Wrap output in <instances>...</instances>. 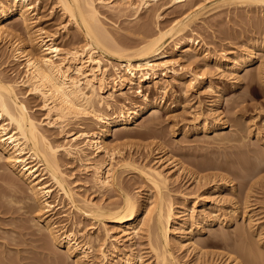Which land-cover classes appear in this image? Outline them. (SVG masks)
<instances>
[{"label": "bare ground", "instance_id": "6f19581e", "mask_svg": "<svg viewBox=\"0 0 264 264\" xmlns=\"http://www.w3.org/2000/svg\"><path fill=\"white\" fill-rule=\"evenodd\" d=\"M38 1L40 2L41 0H36L37 3H39ZM158 1L159 0H55L56 7L59 8L62 14L68 18L69 25L76 28L75 31H78V34L80 33L85 41V43L82 44L83 46H80L78 45V37L76 34H69L67 41L69 42L68 45L70 46H67L68 48H63L61 46L62 43L60 44V42H57L59 38L57 36V32L49 34L48 32L44 31L43 28L37 25V19L39 15L38 12L40 8L39 4L32 0H0V43L1 41L8 39V44H10L9 48L11 49L12 54V61L15 62L18 67L23 66V71L21 74L22 77H19V81L14 79L9 80L8 77L3 75V72H0V163L4 162V167L0 166V214H11V216H13L12 214L15 212L23 211L24 213L28 212L32 215L36 212L38 207L40 213H35L33 217L31 216L32 218L30 217V220H32L31 223L34 224L33 229H31L32 232H30L31 230L29 228V224L27 229L30 231H26L27 233L21 232L24 229L21 231L19 230L20 232H17L11 228L12 230L8 231L13 233V235H19L18 237L20 239H17V242L18 240H21V238L26 239L27 237L24 238L25 236H33V239H30L31 244L33 241L34 243L41 242L40 244H42V246L39 243H37L39 246L36 245L35 247V244L34 246H31L35 248L40 246L42 247L39 248V251L41 249L40 252L37 249V251H35L37 256L40 255V257L47 261L45 262L47 264H89L92 262L90 260L91 255L95 256L92 258H98L100 256L102 258L103 264H112V262L116 258H119V256H121L123 259L122 264H146L147 261V264H182L183 262L180 263L181 261H178L182 258V256L179 259L174 257L175 254L173 255L172 253L174 249L171 246L175 245L176 248L179 247L180 249H183L182 247L186 245H183V242L181 241L182 236L177 233L180 230H183L181 234L186 232L184 231L185 229L182 228L188 223L187 219L189 218H192L193 221L195 219L197 231H199L202 225H207L209 227L211 225L217 224L222 225V230L220 229L214 232L208 231L210 233L209 237H207V240H209L210 243L206 245V240V243L202 246H214L213 248L221 247V249H225L226 254L221 255L220 253L221 264H264V252H262L264 250H262L260 247H257L258 241L256 242V240H254L258 251L257 248H250L252 245L255 246V244H252V239L250 242V239L248 238V235L251 234L250 228L252 229L251 223H253V221L251 220L252 216L250 217V213H247L246 210L249 209L250 206L256 204H252V201L249 200L250 197L248 194H246L247 192L245 195L248 197L244 195L245 189H248L247 191H251V188L248 186L250 182L247 179L245 180L248 182L244 180V182H242L243 185L240 186L242 188L239 187L243 190L242 194L244 197L240 195L236 196L237 199L234 200L235 202L229 205L231 207L227 208V210H230L229 212L227 211L228 213L225 211V214L220 212L221 208L217 207V209H219L217 212L223 214L212 216V214L215 212L213 209L216 206H213L212 208L210 206L212 211H209L207 214L208 209L205 210L206 215H204L205 213L203 214L200 212L197 216H202V219L200 221L198 220L197 222L196 219L198 218H195L194 216L196 211L194 209L195 207L191 209L189 208V212L192 211V214L190 212L192 217L190 216L188 218L186 216L187 219H185L184 215H182L184 211L179 210L177 212L176 210L175 212L176 208L182 209L181 204H184L186 199H184L180 205L178 204L177 207L174 206V203H172L170 200V192L167 190L168 188L165 187V185L169 183L168 176L166 177V175L161 170L155 169L153 167L147 168V166L150 165L149 163H147L148 165L146 166L143 165V163H137V161L139 162L140 159L137 161L133 160L132 156L134 155L124 156L120 149L121 145H108V139H110L115 134V132L118 131L117 129L120 128L126 131L129 125L136 124L146 113H152L151 116L153 123L160 121V117L158 118L156 114L161 108L160 102L153 99L152 96L148 94L149 87L145 88V91L142 90L143 86L149 83L152 77L154 79L166 77L167 73L169 72L175 82H177V80L183 81L182 86L186 87L188 91L189 88L192 89L191 87H193L192 82L197 83L196 86L198 87L203 85V87L209 91H215L213 85L206 82V79L208 78V76L206 78V73L209 75L211 74L210 71L207 72L205 70L206 73L202 72L200 74L196 73L197 71L195 69V73L190 72V77H192V79L185 80L183 76L178 73L179 70L176 71L173 67L169 68L163 59L167 57L171 50L174 54H182V49H185L183 51L185 54L184 59L188 60L189 62L193 60V63L197 61L198 57L203 55V62L205 63L204 67L206 68L207 66H210V64H213L218 69H229L228 67L234 64L233 66L235 69L233 72H239L241 70L247 69L248 67L252 66L254 62L259 60L258 55H260L259 51H261V46L259 45L260 43H256L252 46V49L247 50L246 52L244 51L245 54L240 56V58L238 57L239 59L237 58V61L235 62V56H217L207 52V50H202L199 52V50L195 49L194 46H199L200 41L194 39L192 35L197 30L195 25L197 24V21H200V17L209 13V10L211 12L212 8L216 10L223 6H242L247 8L251 13L257 14L258 12L260 15L259 17H261L264 22V16L262 15L264 13V0H215L205 4L202 2L206 0H199L201 4L198 2V5H193V0H189L188 2L190 3L187 2L189 5H185V7L175 11L176 19L170 23L171 26L170 28L168 27L169 29L167 30H162L164 28L162 27L161 29H158V31L155 30V32H157L154 33L146 24L136 25L135 29L130 31L132 35L137 37L135 38L137 40L133 42H129V40L128 42L124 41L113 35L102 23L103 20L101 21L100 18L101 12L97 6L100 4V6L109 11V13H119L120 16L116 14L117 17L119 16V18L122 17V13L125 14V12H132V16L138 18L140 16L139 13L142 12L143 9H145V12H147L152 6L151 4ZM185 1L186 0H168L167 4L169 7H175L181 5ZM184 4L181 6H184ZM163 5L165 4L163 3ZM161 8H152V11L153 13L155 12L154 10L158 12ZM155 15L159 20L160 15L157 13H155ZM13 19L16 22L12 23L13 25L10 27L9 23ZM166 24L167 23H165V25ZM249 24H251V22ZM156 26L153 27L156 28ZM65 27L66 26L63 28L65 29ZM256 31H258L259 34L262 33V31L264 32L263 25L257 28ZM190 33L192 34L190 35ZM196 36L197 35H195V37ZM173 41L175 42V45L174 47L170 48L169 45L171 42L173 43ZM261 42L263 44L262 40ZM228 53L235 55V52L233 51ZM110 59L112 61H117L118 64H113ZM195 59L196 61L194 62ZM105 61L107 64H105ZM3 64L4 62L1 63L0 61V67ZM158 69H161L160 72H158ZM181 69V71H183V68ZM263 70V68H260L257 69L255 73L248 72V74L244 76V79H247L246 88L248 90L252 91L255 89L257 81L262 79V73H264ZM135 85L138 86L139 96L143 98L142 105H136L126 93L127 87L128 92H130V90L133 89V86ZM115 87L118 88V90ZM166 89L167 85H156V90L163 92V94L166 93ZM108 90L112 92L109 91L110 93H108L107 97H104L103 94L107 93ZM115 91L118 92V98L116 100H114L113 96V92L115 93ZM180 91L182 92V89ZM29 96L35 97V99L37 98V100H39L41 103L40 105L38 104L40 107L37 106V108L39 107V110L43 111L45 114L43 117L47 122L44 121L46 122L44 126H47L49 129H57L61 132V134H63L64 137L70 138L67 144H54L55 141L53 142L50 139L51 136L46 134L42 126V123H44L43 120L40 122L34 117L33 114H31L32 112L30 113L31 107L33 110L35 106L30 107L32 104L28 105L27 100H25ZM221 100L222 97H220L219 102H221ZM240 105H242V101ZM233 107H235V105ZM236 107L234 109H236ZM239 107L241 108V106ZM107 111H112V118H110L111 114L109 116ZM232 118L230 119L231 122L233 121L232 126L238 125L236 124V119L232 120ZM86 121L91 123H86ZM216 121L217 120L214 121L212 126H210L211 123L202 122V124H204L203 128L206 129V134L211 129H213L214 132H221L219 131L221 126L220 124H216ZM153 123H149V125ZM75 124L80 127V130L77 133H73V131L70 129L71 126ZM226 124L227 123L225 122V125L221 129L227 128L225 127ZM93 125L97 127V131H95L96 129L92 127ZM126 133L127 132L121 133V136L125 135ZM222 135L221 133L215 134L213 138L217 136V139L219 138L220 140L224 142L226 141L227 143L231 142V136V138H228L227 136L226 138ZM240 137H235L234 140H236V138L238 140ZM220 140L218 143H220ZM61 152H63L64 157H69V159L80 163V165L91 174L89 181H86V183H91L89 185L90 187L88 186L89 189L86 188L87 186H81L78 189L84 188V194L88 192L87 190H92V194L94 195L96 193L105 195V193L109 192L110 190H116L119 194V201L121 198V202H117L116 200L113 201L115 203L110 202V204L105 203V205H100L101 202L97 203L91 200V198H85L86 195L80 196L76 191L77 187L73 188L72 186L73 184L75 185L76 182H70L68 180L70 176L63 172L65 170H62V159H60L59 156ZM100 155L103 156L100 158ZM98 157L100 159H98ZM117 157L119 160H117ZM212 163L214 165L212 164L206 167H204L205 164L203 165L202 163L199 165V168L197 165H194L198 168H196L198 172H193V174L196 175L194 179L195 181H198L197 183H200V180L203 181V179L205 181L209 180L210 183L212 181H217L215 187L217 188L218 183L224 181V184L221 183V185H219L221 186V189L224 186L227 189H232L231 191H233L234 186L227 185L232 182L231 178L235 179L239 178L240 176V178L243 177L251 179V177H254L255 175V173L253 175L254 171H248L250 170L248 166H251L248 163L245 166V170L238 166L239 169H242L239 171L237 169L234 170V168L233 170H230L228 166L229 173L227 170L226 171L228 176L230 175L231 177L228 178L227 175H221L219 168L222 166L219 165L217 167L218 164L216 165L214 162ZM206 170H218L220 174H218V171H216L217 173L215 174L208 176L205 175L203 177L201 175L200 177L199 171L202 172ZM251 170L253 169L251 168ZM125 173L140 175L143 179H145L144 181H147L148 184L150 183V187L148 186L150 190H147H149V192L154 190L155 194H153L155 197L152 195L151 200L153 202H151V204L149 203V201H151L149 197H146L145 200H147L146 203H149L147 205L148 207L149 205H152L151 208L149 207L148 209L147 207H144L145 203L140 204L136 200V196H139L141 191L137 190L138 192L136 191L135 194H133L131 190L132 187L130 188V186H127L128 183H124L123 174ZM227 179L229 180L227 181ZM172 183H175V181ZM204 183L201 182L200 184ZM255 183H253V185H255ZM259 183V187H264V181ZM23 186H26L27 190H25ZM143 186L144 185H142V187ZM199 187L204 186L202 185ZM133 190H136V187ZM165 190L167 194L164 193ZM55 191H57L59 195H62L63 201L65 200L69 204L70 208L73 210V216H79L80 218L87 221L92 220L95 222L97 220L102 221L103 223V221L105 222L106 220L109 221V223L117 224L119 226L117 228H121L120 234L122 239L124 238L123 240L134 241V239L144 236L147 239V244L146 246L144 244L145 248L143 249H145V251H142L143 254H146L145 257H147V261L143 260L145 258L143 255H135V253H133L135 249L133 247L134 245L132 246L129 244L130 246L128 248L126 247L127 250H122L123 252H119V247L121 246L120 241L122 240L120 238V240H117V243H111V248L106 250V240H108L106 238L107 235H109V230H106V234L104 235L106 237L103 238L100 237L99 232H94L84 236V231L87 227H82V221H78L79 223L77 222L78 225L76 224V228L74 222H72L74 229H71L70 232L64 230L66 227L60 226V222L54 218L58 216V213L57 215L53 214L56 206L53 205L55 200L54 202H50L51 200L49 201ZM236 193L232 195L233 199L235 198L234 196L239 192L237 194ZM197 199L200 200L197 201L195 205L198 203L202 205L207 203V199L202 195ZM256 203L258 202L256 201ZM208 205L209 204H206V206ZM202 210H204V208ZM61 213L59 212V214ZM238 215H241L240 219L242 218L243 221L247 220V225L251 224L248 227L246 226L247 229H240L239 226L236 228H239L240 230H235V227L232 228V223L235 221L237 222L236 216L238 217ZM16 219L14 220L13 217L14 221H17ZM96 223L99 224V222ZM11 224L12 223H10V225ZM13 225H15V222ZM243 226H245V224ZM34 227H36L37 230H35ZM17 228H20V226L18 225ZM231 229H234V231ZM103 230L104 229H102V231ZM2 231L7 233V230ZM3 232H0V237L8 236L7 238H11V233H8L10 235L9 236L8 234L5 235ZM193 233L194 232H192V235ZM258 233L259 232H257V234ZM34 236L36 238H34ZM259 236L255 237L258 238ZM5 238L6 237L2 239L6 240ZM2 239L0 238V240ZM26 240L27 242L30 241L28 239ZM23 241H20L19 243L25 244L26 241H24V243ZM44 241L45 243L43 244L42 242ZM4 242L2 243L4 245H2L3 247L0 245L2 248V250L0 249V264H35L33 261H36L34 260L37 257H35L36 254L34 256L31 255L34 258L32 260L31 256L28 257V255L23 254L22 251L24 249L22 248V250L19 249L16 251L17 257L15 256L16 258H14L16 260H12L11 258H13V253L11 254V252L14 250L10 248L12 246L11 243H15V245L19 246L20 244L16 242L15 238H12L10 242L6 241L7 243L5 242V244ZM172 242L173 244H176L172 245ZM249 242L252 245H250ZM195 243H193V246L195 245L196 247ZM247 243H249L250 247H248L250 249L247 247ZM253 249H256V252ZM259 249H261V253L259 252ZM60 250L62 253H60ZM32 251L33 249L31 250L30 254L35 253V251L33 253ZM201 251L202 250L198 252L201 253ZM205 252L206 256H208V254H212L207 253L208 251L205 250L203 254ZM200 253H198L200 256L197 255L198 257L194 259L196 264H204L202 262V258L204 257L201 255L202 253ZM26 254H28V252ZM199 257H201L202 261ZM185 259H187V257ZM37 261L40 262L39 258ZM209 263L212 264L213 261L212 263L208 262L207 264Z\"/></svg>", "mask_w": 264, "mask_h": 264}, {"label": "rangeland", "instance_id": "374dc122", "mask_svg": "<svg viewBox=\"0 0 264 264\" xmlns=\"http://www.w3.org/2000/svg\"><path fill=\"white\" fill-rule=\"evenodd\" d=\"M32 1L37 3L36 0H32ZM188 1L189 0H186L185 2H183L181 4V5H183L185 3L184 6L178 5L175 7L174 6L169 7V5L167 4L168 0H164V2H163V0H159L156 3H152L151 4L152 6L150 7V9L147 12H145L146 10L143 9V11L139 13L140 16L138 18L132 16L133 15L132 12H130V13L125 12V14L122 13V15L124 17L121 15L122 16V17H120L121 19L119 18V16H120L119 13L110 12L111 13L110 14L109 11H107L105 8L101 7L100 4L97 3L98 4L97 6L101 12L100 18H101V21L102 20L104 21V22L102 21V23L105 25V27L113 35H115L119 39H122V40L127 41V42H128V40H129V42H133V41L137 40V39H135L137 37L132 35L130 33V31H133V29H135L136 25L146 24L147 26H149V29L151 31H153L154 33H156L158 31V29H161L162 27H164L162 30H167L171 26L170 23L173 22L174 19H176L175 11L180 10L182 7H185V5L186 6L189 5L188 3H190V2H188ZM200 1L199 0H193L194 4L193 3L192 4L198 5L197 4L198 2H199V4H201ZM212 1H215V0H206V1H203L202 3L205 4V3H210ZM163 3L165 5H163ZM37 4L40 5L39 12H38L39 15H38V19H37L38 23H39V24L37 23V25L39 27L43 28L44 31L48 32L49 34L50 33L53 34V33L57 32V36L59 37L57 42L58 43L60 42V44L62 43L61 46L63 48H68L67 46H70V45H68L69 42L67 41L69 34H72V35L76 34V36L78 37L77 38L78 45L83 46L82 44L85 43L84 38L81 36L80 33L78 34V31L77 32L75 31L76 28L69 25L68 18L62 14V12L60 11L59 8L56 7L55 0H53V1L52 0H41ZM199 6H201V5H199ZM155 7L156 8L164 7V8H161L158 12H156V10H154L155 12L153 13L152 8L156 9ZM175 8H176V10H175ZM211 10H212L211 12L209 10V13L206 12L207 13L206 15H203L202 17H200V19H199L200 21H197V24L195 25L197 30L194 32L195 34L193 33L192 37L194 39H197V41H200L199 46H196V45L194 46L195 49L199 50V52H201L202 50H207V52L215 54L217 56L218 55L219 56H235L234 60L236 62L237 58L238 57L240 58V56L244 55L247 50L252 49V46L254 44L260 43L259 45L261 46L260 47L261 51H259L260 55H258L259 60L254 62L252 64V66L248 67L247 69L241 70L239 72H233L235 69V67L233 66L234 64H232V66L228 67L229 69H227V68L218 69L213 64H210V66H207V68H206V67H204L205 63L203 62V60H204V58L202 57L203 55L202 56L200 55L201 57H198L197 61H196V59L194 60V62L196 61L197 63L196 62L193 63V60L190 61L191 62L190 63L188 60L184 59L185 54L183 53V51L185 49H182L183 50L182 54L181 53H179V54L175 53L174 54V53H172V50H171V52L168 53L167 57H165L163 59V61L166 62V65L169 68L173 67L176 71L179 70L178 73L181 74L185 80L192 79V77H190V72L195 73L197 71L196 73L201 74L202 72H205V70L207 72L210 71L211 74H209V75H208V73L205 72L206 78L208 76V78H207L208 80L206 79V82L213 85V88L215 91L210 90L211 91L210 92L208 89L204 88L203 85L198 87V86H196L197 83H194V82H192V84H193V87H191L192 89L189 88V91H188V89L186 87L182 86L183 81L177 80V82H175V80L172 79V76L169 72L167 73L166 77H160L159 79H154L152 77V79L149 81V83H147L146 85L143 86L142 90L145 91V88L149 87L150 92L148 91V94L151 95L153 99L160 102L161 108L158 110L159 112L156 113L158 118L160 117V121L158 119L159 122L153 123L152 122V116H151L152 113L151 112L146 113L143 115V117L136 124L129 125L128 126L129 129L127 128L126 131L122 130L120 128L117 129L119 131V132L116 131L118 134L115 132V134L110 139H108V142H109L108 145H110V144L111 145L114 144L117 146L121 145L120 149L123 152L124 156L134 155V156H132L133 160L137 161L140 159L139 162L137 161V163H139V164L143 163V165H145V166L148 165L147 163H149L150 165L147 166V168L153 167L155 169L161 170L166 175V177L168 176V178L170 180L168 179L169 183H167L165 185V187H167L168 189L167 188H165V189H167L170 192V194H169L171 197L170 200L172 203H174V206L177 207L178 204L180 205V203H182V201L184 199H186L185 203L181 204L182 209L176 208L175 212H176V210H177V212L179 210L184 211L182 215H184V218L187 219V217L189 218L192 214V211H190L191 212V214H190L189 210L191 208L195 207L194 209L196 211L194 210L195 211L194 216H195V218H198V219H196L197 222H198V220L200 221L202 219V216H199V217L197 216L200 212L204 214L206 212L205 210L208 209L207 210V214H208L209 211H212V209H210V206H211V208L213 206H216L213 209V211H215V212H214V214H212V216L213 215L218 216V214L222 215L223 213L225 214V212L228 213L230 210H227V208L231 207L229 205H231L232 203L235 202L234 200L237 199L236 196L240 195V196L244 197L242 194L243 190L240 189L242 187H240V186L243 185L242 182H244V180L247 179L250 182L248 184V186H249V188H251V191L250 190L247 191L248 189H245L244 195L247 192L246 194H248V196L250 197L249 200L252 201V204H256V205L250 206V208L246 210L247 213H250L249 216L250 217L252 216L251 220L253 221V223H251L252 225L250 224L252 229L249 227L251 234L249 233L250 235H248L249 236L248 238L250 239L249 240L250 242L252 239V244H255L254 240H256V242L258 241L257 242L258 246L256 244L254 246L249 242L250 245H252L253 247L252 246L250 247L249 243H247L248 244L247 247L249 246L251 249L260 247L262 250H264V247H262V246H264V224H263L264 223V192H263L264 187H259L260 185H258L259 182L264 181V161H263L264 160V133H263L264 132V73H262L263 74L262 79L260 81H257L256 87L252 91H250L246 88L247 79L246 80L244 79L245 78L244 76H246V74H248V72L249 73H251V72L255 73L257 71V69H260V68L264 69V32L262 31V33L259 34L258 31H256V29L259 28L260 26L263 25V27H264V22H263V19H261V17H259L260 15L258 14V12H257V14L251 13L248 11L247 8L242 7V6H239V7L236 5H231L229 7L223 6V7H219L216 10H214L213 8ZM155 13L160 15L159 20L156 18ZM116 14L119 16L117 17ZM262 15L264 16V13ZM35 18H37V17H35ZM14 22H16L14 19L10 21V23H9L10 27L13 25L12 23H14ZM250 22H251V24H249ZM165 23H167V24L165 25ZM163 24H164V26H163ZM252 24H254L255 26ZM156 25H159V26H156ZM7 26H9V25H7ZM64 26H66L65 29L63 28ZM153 26L154 27L156 26L157 29L154 28ZM126 30H127V32H126ZM155 30H157V31L155 32ZM191 34L192 33H190V35ZM128 35H129V37H128ZM195 35H197V36L195 37ZM256 35H257V37H256ZM81 40H83L84 42ZM261 40L263 41V44H262ZM79 42H81V43H79ZM174 45H175V42L173 41V43L172 42L170 43L169 47L172 48V47H174ZM9 47H10V44H8V39L5 41L4 40L1 41V43H0L1 60L0 61H1V63L4 62V64L5 63L6 64L1 65L0 72H3V75L5 77H8L9 80L14 79V80L19 81L20 78L22 77L21 74L23 71V66L18 67L17 64L12 61L11 49ZM230 51L235 52V55L229 54L228 52H230ZM111 62L113 64H118V62L115 60H113V61L111 60ZM105 64H107V62ZM109 68H110V65H109ZM181 68H183V71H181L182 70ZM200 68H202L204 70H202ZM195 69H196V71H195ZM2 70H4V71H2ZM5 70H6V72H5ZM160 70L161 69H158V72H160ZM111 72H112V70H111ZM263 72H264V70H263ZM183 74H185V75H183ZM17 78H19V79H17ZM158 84L159 85H161V84L167 85V89L165 90L166 93L163 94V92L156 90V85H158ZM183 87H184V89H183ZM116 89L118 90V88H116ZM181 89H182V92L180 91ZM138 90H139L138 86L135 85V86H133V89L130 90V92H128V87H127L126 93L131 98V100L133 102H135L136 105L137 104L142 105L143 104L142 103L143 98L141 96H139ZM185 90H186V92H185ZM109 91L110 90H108L107 93L103 94V96L107 97L108 93L112 92V91H110V92ZM183 91L185 92V94ZM113 96H114V100H116L118 98V92H116V91H115V93L113 92ZM29 97L25 99V100H27L28 105L32 104V105H30V107L35 106L33 110L31 107L32 111L30 110V113L32 112L31 114H33L34 117L37 120H39L40 122H42V120H43V122L46 121V119L43 117V116H45L44 112L39 110L40 109L39 105L41 104L39 102V100H37V98L35 99V97H32V96H31L32 98L30 97L31 99ZM220 97H222L221 102H219ZM28 99H29V102H28ZM241 101H242V105H240ZM233 104L235 105V107L237 104L236 109H234L235 107H233L234 106ZM37 106H39V107L37 108ZM172 106H174V107H172ZM230 106H231V109H230ZM239 106H241V108ZM33 111H34V113H33ZM107 113H109L108 114L109 116L111 114L110 118L113 117L112 111H107ZM230 117L231 118L233 117L232 120L236 119V124H238V125L232 126L233 121L232 122L230 121V119H231ZM213 120L214 121L217 120L216 124H220L221 127H220L219 131H221V132H214L213 129H211L206 134L205 133L206 129L203 128L204 124H202V122L203 123L204 122L205 123H211L210 126H212L214 123ZM46 122L42 123L43 125L42 124L41 125L43 126L46 134L48 136H51L50 139L53 142L55 141L54 144H67L69 142L70 138L64 137L63 134H61V132L59 130L49 129L47 126H44V124H46ZM225 122L227 123L225 126L227 128L221 129L225 125ZM230 122H231V124H230ZM86 123H91V122L86 121ZM149 123H153V124H150L151 125L150 126ZM155 124H157V125H155ZM92 127L94 129H96L95 131H97L96 126L93 125ZM92 127H91V129H92ZM70 129L73 131V133H77L80 130V127L75 124V125L71 126ZM120 132L121 133L127 132V133L125 135L121 136L122 134ZM119 133H120V135H119ZM220 133H221V135L223 134L222 136H224V137L227 136L229 138L231 136L232 137V138L230 137L231 142L229 141L230 143H227L226 141L224 142L218 138L220 140V143H218L219 140L216 138L217 136H215V138H213V136L215 134H220ZM233 136H234V138H233ZM235 137H240V139L237 140V138H236V140H234ZM215 139H217L218 141ZM233 140H234V143H233ZM238 141H240V142H238ZM122 147H123V149H122ZM59 156H60V159H62L61 160V164L63 165L62 170H65L63 172L66 173L68 176H70L68 178V180L70 182H76L75 185L73 184L72 186H73V188L77 187L76 191L78 192V194L80 196L86 195L85 198H91V200H93L94 202H97V203L101 202L100 205H105V203L110 204V202L115 203L113 201H116V200H117V202H121V198L119 201V198H118L119 194L116 190H110L109 192H106L107 194L105 193V195L104 194L101 195L98 193H96L94 195V194H92L93 193L92 190L91 191L87 190L88 192L86 194H84L85 193L84 188H82V189H78V188L81 186H87L86 188L89 189L88 186L91 183L90 182L86 183V181H89V179L91 178V174L89 172H87L80 165V163H78L77 161L75 162V160L69 159V157H64L63 152H61ZM102 156L100 155V158ZM244 156H245V159H244ZM241 157L243 160L241 159ZM100 158L98 157V159H100ZM170 158H171V160H170ZM117 160H119L118 157H117ZM212 162H214L216 165L218 164L217 167L219 165L222 166L219 168V171H221V175L223 174L224 176L225 175L228 176L229 168H230V170H233V168H234V170L237 169L238 171L242 170V169L245 170L246 169L245 166L248 163H249V165H251V166L247 165L250 168V170H248V171H250V172L254 171L253 175H254V173H255V175H254V177H251V179L250 178H243V177H242L243 178L242 179V178H240V176H239V178L234 179V178H231L229 175L228 178H231L232 182L227 184V185L234 186L233 191H231L232 189H227L224 186L221 189V186H219V185H221V183L224 184V181L218 183V185H217L218 189L215 188L217 181H214V182L212 181L210 183L209 180L205 181L203 179V181L205 183L207 182L206 184L202 180H200V183L202 182L204 184L197 183L198 181H195V179H194L196 175L193 174V172L197 171L196 168L197 167L199 168V165H201L202 163H203V165L205 164L204 167H206L208 165H212L213 164ZM260 162H262V163H260ZM208 163H210V164H208ZM194 165H197V167ZM0 166L4 167V162L0 163ZM228 166H229V168H228ZM238 166L242 167V169L241 168L239 169ZM200 167H202V166H200ZM181 168H182V170H181ZM251 168L253 170H251ZM1 170H3V169H1ZM226 170L228 171V173ZM216 171H218V170H216ZM216 171L215 170H206V171H202V172L199 171V174H200V177H201V175L203 177L205 175L208 176L211 174H215V173H217ZM219 171H218V174H220ZM123 176H124L123 177L124 183L125 184L128 183L127 186H130V188L132 187L131 190H132L133 194H135V192L137 190L141 191V194H139V196H136V200L140 204L145 203L144 207H147L148 209H149V207L151 208L152 205H149V207L147 205L149 203L151 204V202H153L151 200V197H152V195H153V197H155L154 196L155 193H154V190L149 192L150 188H148V186L150 185V183L148 184L147 181H144L145 179H143L140 175H136V174L132 175V174L125 173V174H123ZM191 176L193 179L191 178ZM260 179H262V180H260ZM228 180L229 179H227V181ZM247 180H245V181H247ZM174 181H175V183H172ZM142 182H143V184H142ZM253 183H255V185H253ZM134 184H135L136 190H133V189H135ZM142 185H144V186L142 187ZM202 185L204 187H199ZM140 186H141V188H140ZM23 187L25 188V190H27L26 186H23ZM198 187H199V189H198ZM258 188H260V189H258ZM147 189H149V190H147ZM172 191H175V192H172ZM236 192L237 193L239 192L240 194L239 193L237 194ZM248 192H250L251 194ZM164 193L167 194L166 190ZM235 193L237 195H235L234 196L235 198L233 199L232 195H234ZM201 195L207 199L206 204H209L208 206H206V204L202 205L200 203L195 205V203L200 200L197 198ZM245 196H247V195H245ZM146 197L150 198L151 201H149V203H146L147 202V200H145ZM152 199H154V198H152ZM194 199H195V201H194ZM54 200H55V203L53 205H56L57 207L62 205L58 208L55 206V210H54L53 214L57 215V213H58V216L54 217V218H55V220L60 222V226L66 227L64 230L70 232L71 229L72 230L74 229V225L72 226V224H73L72 222H74L75 228H76L78 223L81 221H82V224L84 225V226L82 225V227H84V228H85V226L87 227V228H85L84 236L87 234H92L94 232L95 233L99 232L100 237L103 238V237H106V236H104L106 234V230H109V235H107V238H106V239H108V240H106V242H107L106 243V246H107L106 250L110 249L112 244L117 243V240L122 239L121 234H120L121 228H117V227H119L117 224L109 223V221H106V220H105V222L103 221V223H105V224H103L102 221H97V220L95 222L92 220L87 221V220L80 218L79 216H76V215L73 216V210L70 208L69 204L65 200L63 201L62 195H59V193H57V191H55L53 193L52 198L49 199L50 202H54ZM61 200H62V202H61ZM255 200L258 203H256ZM102 203H104V204H102ZM193 203H194V205H193ZM217 207L221 208L220 212H223V213L217 212V211H219V209H217ZM203 208H204V210H202ZM215 209H217V210H215ZM38 212H39V209L37 207L35 213L39 214L40 212L39 213ZM59 212L60 213L62 212V213L59 214ZM22 213H23V215H22ZM26 213H28V212H26ZM26 213H24L23 211H17L14 214H12L13 216H11V214L10 215L9 214L8 215L0 214V232L2 233L3 232L2 230H4V231L7 230L6 231L7 233L3 232L6 235L8 233H11L8 230L11 231L12 229L16 230L17 232L19 230L21 231L23 229L24 230L26 229L25 232H24V230L21 231L22 233H27L26 231H28L27 228L29 226H30L29 227L30 230L33 229L34 224L31 223L32 220H30V219L35 215V213L32 215L30 213H28V214H26ZM50 214H52V213H50ZM204 215H206V213ZM13 217H14V220L17 218L16 219L17 221H14ZM240 217H241V215L240 216L238 215V217L236 216L237 222L236 221H235L236 223L234 222L235 225H234V223H232V226H233L232 228L235 227L234 228L235 230L239 229V228L240 229H242V228L247 229V227L250 226V225H247L248 224L247 220L243 221V219L241 218L242 219L241 220ZM20 218H21V220H20ZM222 218H223V216H222ZM187 220H188V223L184 226L185 228L184 227L182 228V229H185L184 231H186V232L181 234L183 232V230H180L181 232L178 230L179 232L177 233V234H180V236H182L181 241L183 242V245L184 244H186V245H184L182 247L183 249H180L179 247L176 248V246L174 245L176 243L173 244L174 241L171 243L172 245H174V246H171L174 249L172 252L173 255L175 254L174 257H177V259H179L182 256V258L178 260L179 262L181 261L180 263L183 262L182 264H188V262H189V264H191L192 262L196 264V262H194V259L196 257L200 256L198 254L200 252H198V251L202 250L204 252V250H205V251H208L207 253H212V254H208V256H206V252L203 254V252L201 251L202 254L201 253L200 254L204 257V258H202L203 261L201 260L202 256L199 258L204 264H205L206 260H209V261H206V264L208 262L212 263V261H213L212 264H221V262H220L221 255L226 254L225 249H223V248L221 249V247L220 248L219 247L213 248L214 246H205V247H202V246L206 242H207L206 245L210 243L209 240H207V237H209V233L211 231L214 232V231H218L220 229L222 230V225H220V224L211 225L210 226L211 228L207 225H202L201 228L199 227L200 228L199 231H197L196 230L197 224L195 223V219H194V221L192 218H189ZM10 221H12V222H10ZM14 222H15V225H13ZM96 222H99V224H97ZM10 223H12L11 225H13V226H11ZM94 223L96 224V227H95ZM16 224H17V226H16ZM20 224H23V225H20ZM24 224H25V226H24ZM28 224H29V226H28ZM192 224H193V226H192ZM244 224H245V226H243ZM18 225L20 226V228H17ZM98 225H100V226H98ZM106 225H107V227H106ZM238 226H239V228H236ZM101 228L104 230L102 231ZM34 229L37 230L36 227H34ZM234 229H231V230L234 231ZM96 230H98V231H96ZM229 230H230V228H229ZM208 231H210V232H208ZM254 231L256 234H257V232H259V233L256 235L254 233ZM30 232H32V230ZM192 232H194L193 235H192ZM260 232H261V234H260ZM186 233H188V234H186ZM4 234H3V236H4ZM11 234H12L11 238L10 237L7 238L8 236H4V237H6L5 238L6 240L2 239L4 237H0L3 240V241L0 240L1 247L4 246L2 244L4 241L10 242L12 240V238H15V240L17 242V239H20L18 237L19 235H17V234L13 235V233H11ZM259 234H260V236H259ZM255 236L256 237L259 236V237L256 238ZM28 237H30V238H28ZM32 237L31 236H25L24 238L30 240ZM252 237H255L256 239L252 238ZM34 238H36V237L34 236ZM9 239H10V241H9ZM26 239L21 238V240H18L17 243H19L20 241H23V240L26 241L25 244L19 243L21 247L19 245H15V243H11L12 246L9 245V246H11L10 248H12V250L15 251V252L14 251L11 252V254L13 253L12 254L13 258H11L12 260H16V259H14L17 257L16 251L21 249V248L25 250V252H24V250L22 251L24 255H28V257H30L31 255L34 256L36 254L35 257L37 256L36 251L37 250L39 251V248H42L41 247L42 244H40L41 242L40 243L39 242L34 243V241H33V243L31 244L30 243L31 240L27 242ZM123 239L120 241L121 246L119 247V249H120L119 252H123V251L127 250V248L130 245H132V246L134 245L133 247L135 249L133 247L132 248L134 249L133 253H135V255L141 254V255H143V257L146 256V254H143V251H145V249H143V248H145V246L147 244L146 243L147 239L144 236L140 237V238H136V239H134V241H130V240L127 241V240H123ZM46 240H47V238H46ZM199 240H201L203 242H201ZM260 240H261V243H260ZM24 241H23V243H24ZM45 241L42 243L44 244ZM197 241H199L200 243ZM5 242H4V244H5ZM47 242H48V240H47ZM37 243H39L41 246L35 248L36 245L39 246V244H37ZM193 243L196 244V247H195V245L193 246ZM34 244H35V247H33ZM144 244H145V246H144ZM31 245H33V246H31ZM140 245H142V246H140ZM1 247H0V249L2 250ZM258 248H257V251H258ZM30 249L31 250L33 249L32 253L36 249L37 250L35 251V253L30 254L31 253ZM261 249H259L260 253H261ZM27 250H30V251H27ZM26 251L28 252V254H26L27 253ZM40 251H41V249H40ZM262 252H264V251H262ZM60 253H62L61 250H60ZM220 253H221V255H220ZM185 255H187V256H185ZM32 256H31V258L33 260L34 258ZM93 256L94 255H91V258H90V260L92 261V262H90L91 264L92 263L93 264H103L102 258L100 256L98 258H92ZM186 257H187V259H185ZM207 257H208V259H207ZM209 257H210V259H209ZM38 258H39V261L41 263L37 261ZM146 259H147V257H145L143 260L147 261ZM34 260H36V261H33L35 264H38V263L47 264V263H45L47 261L44 260V258L40 257V255L37 256L36 259H34ZM190 261H191V263H190ZM122 262H123V259L121 256H119V258H116L112 262V264H122ZM202 262H200V263H202ZM147 263H148V261H147ZM223 264H226V263H223Z\"/></svg>", "mask_w": 264, "mask_h": 264}]
</instances>
